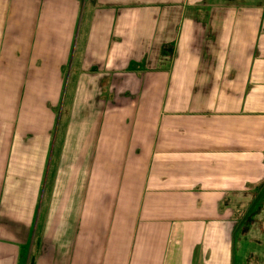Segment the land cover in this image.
<instances>
[{
	"label": "crops",
	"instance_id": "1",
	"mask_svg": "<svg viewBox=\"0 0 264 264\" xmlns=\"http://www.w3.org/2000/svg\"><path fill=\"white\" fill-rule=\"evenodd\" d=\"M260 182L264 0H0V264H264Z\"/></svg>",
	"mask_w": 264,
	"mask_h": 264
},
{
	"label": "rangeland",
	"instance_id": "2",
	"mask_svg": "<svg viewBox=\"0 0 264 264\" xmlns=\"http://www.w3.org/2000/svg\"><path fill=\"white\" fill-rule=\"evenodd\" d=\"M68 103H69V100H68ZM67 114H68V112L62 113L61 118L64 121H66ZM59 152H60V143L58 141L56 143V147H55V151H54V157L52 160V167L53 166L55 167V160L57 159ZM260 183L257 184L256 189L259 188ZM253 194L254 193H250L249 196H252ZM128 195H129V193H124L123 197L129 198ZM254 197H255V195H254ZM241 199H247V197H243V195H242ZM244 201H246V200H244ZM234 210H236V209H234ZM256 210H257V212H256L255 216H253L254 214L252 213L251 215L249 214L250 217L248 218V220L243 219V222L240 225L239 229H240V231H242V230L250 231L249 243H251V246H254L255 249H257V247H259L258 249H262V248H264V200H262L261 208L257 207ZM245 211H246V209H244V208H238L236 214L238 215V217H243V215H246ZM242 242H247V240H245V241L242 240L240 243H237V246L240 247V244L242 246L244 244ZM239 253H240V250L237 251V256ZM235 259H236V257H235Z\"/></svg>",
	"mask_w": 264,
	"mask_h": 264
},
{
	"label": "trees",
	"instance_id": "3",
	"mask_svg": "<svg viewBox=\"0 0 264 264\" xmlns=\"http://www.w3.org/2000/svg\"><path fill=\"white\" fill-rule=\"evenodd\" d=\"M255 193V200L252 206L248 207L245 211L246 215H243L244 220H248V218L250 217L249 214L251 215L253 213V216H255L257 207L261 208L262 200H264V182L260 183L259 188L256 189ZM243 219H241V224L243 222Z\"/></svg>",
	"mask_w": 264,
	"mask_h": 264
}]
</instances>
